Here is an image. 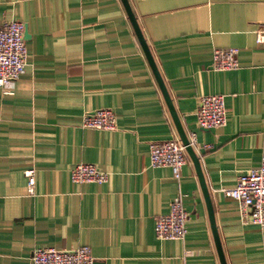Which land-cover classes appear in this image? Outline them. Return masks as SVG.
<instances>
[{
	"label": "crops",
	"instance_id": "0c3cea01",
	"mask_svg": "<svg viewBox=\"0 0 264 264\" xmlns=\"http://www.w3.org/2000/svg\"><path fill=\"white\" fill-rule=\"evenodd\" d=\"M208 190L226 264H264V227L246 220L222 187L264 155V0H128ZM24 23L27 57L13 93L0 88V264H31L37 246L87 244L94 264H220L194 162L180 177L149 164L148 143L182 142L122 0H0V25ZM216 47L238 66L211 68ZM224 96L226 121L203 128V94ZM112 109L113 130L81 125ZM92 162L104 183H77ZM35 169L34 193L24 170ZM180 195L183 238L160 239L155 218Z\"/></svg>",
	"mask_w": 264,
	"mask_h": 264
},
{
	"label": "built area",
	"instance_id": "2783aa9c",
	"mask_svg": "<svg viewBox=\"0 0 264 264\" xmlns=\"http://www.w3.org/2000/svg\"><path fill=\"white\" fill-rule=\"evenodd\" d=\"M257 43H264V27L259 25L255 33ZM237 50L234 47H216L213 50L211 68L231 69L238 66ZM27 48L24 39V23L10 19L0 25V88L5 94L13 93V83L25 70ZM196 123L203 128L219 126L226 121L224 96L219 93L203 94L198 98L195 110ZM81 125L85 127L113 130L116 118L112 109L98 107L85 111ZM188 142L193 146L195 133L191 132ZM149 164L168 166L175 177H180L186 161L185 145L172 137L148 143ZM35 169L24 170L26 190L34 193ZM70 179L77 183H104L107 172L92 162H77L69 168ZM221 191L239 202L240 211L246 220L264 227V155L258 165L251 166L237 176L235 185L222 187ZM188 211L180 195L169 203L167 212L155 218V235L160 239L183 238L186 232ZM31 264H94V257L87 244L70 249L53 246H37L30 253Z\"/></svg>",
	"mask_w": 264,
	"mask_h": 264
},
{
	"label": "water",
	"instance_id": "95a60500",
	"mask_svg": "<svg viewBox=\"0 0 264 264\" xmlns=\"http://www.w3.org/2000/svg\"><path fill=\"white\" fill-rule=\"evenodd\" d=\"M123 4H124V7L127 11V14L129 16V19L133 25V28H134V31L139 39V42L145 52V55L149 61V64L153 70V73L159 83V86L161 88V91L164 95V98L166 100V103L168 105V108L170 110V113L172 115V118H173V121L175 123V126L177 128V131L180 135V138L182 140V143L185 145V150L188 152V154L190 155V157L192 158L193 162H194V165L196 167V172H197V175H198V178H199V182H200V185H201V189L203 191V195H204V198H205V202H206V205H207V209H208V213H209V219H210V223H211V228H212V232H213V237H214V240H215V244H216V248H217V252H218V256H219V260H220V264H226L225 263V259H224V256H223V252H222V249H221V245H220V242H219V238H218V234H217V231H216V227H215V221H214V217H213V210H212V206H211V201H210V198H209V194H208V190H207V187L205 185V181H204V177H203V174L201 172V169L199 167V161H198V158L192 148V146L189 144L188 142V139L186 137V134L181 126V123L176 115V112L172 106V103L170 101V98H169V95L167 93V90L164 86V83L161 79V76L159 75V72L155 66V63L153 61V58L149 52V49L147 47V44L144 40V37L139 29V26L137 24V21L133 15V12L131 10V7L128 3V0H122ZM27 37V32L24 30V39Z\"/></svg>",
	"mask_w": 264,
	"mask_h": 264
}]
</instances>
